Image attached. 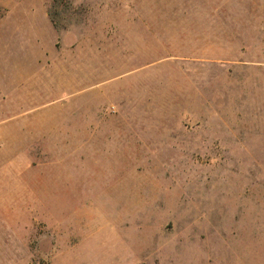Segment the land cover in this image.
Segmentation results:
<instances>
[{"label": "rangeland", "instance_id": "rangeland-1", "mask_svg": "<svg viewBox=\"0 0 264 264\" xmlns=\"http://www.w3.org/2000/svg\"><path fill=\"white\" fill-rule=\"evenodd\" d=\"M0 264H264V0H0Z\"/></svg>", "mask_w": 264, "mask_h": 264}]
</instances>
